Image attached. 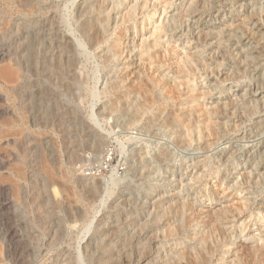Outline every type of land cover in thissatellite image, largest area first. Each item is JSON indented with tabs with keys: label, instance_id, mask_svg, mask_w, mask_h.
<instances>
[{
	"label": "rangeland",
	"instance_id": "rangeland-1",
	"mask_svg": "<svg viewBox=\"0 0 264 264\" xmlns=\"http://www.w3.org/2000/svg\"><path fill=\"white\" fill-rule=\"evenodd\" d=\"M27 1L0 0V72L19 60L25 78L14 92L0 79V264H138L143 246L162 262L197 256L209 230L207 263H264V0ZM79 5L112 18L102 45ZM55 20L82 46L78 86L35 73L30 48Z\"/></svg>",
	"mask_w": 264,
	"mask_h": 264
},
{
	"label": "bare ground",
	"instance_id": "bare-ground-1",
	"mask_svg": "<svg viewBox=\"0 0 264 264\" xmlns=\"http://www.w3.org/2000/svg\"><path fill=\"white\" fill-rule=\"evenodd\" d=\"M19 1V0H18ZM30 1V0H29ZM29 1H27L28 3H29ZM203 1V0H202ZM194 2H196V1H194ZM194 2H192L191 4H190V6H188V5H186V6H188L189 8H191L195 3ZM199 1H197V3H198ZM32 2L30 1V4H31ZM34 3V2H33ZM91 3L92 4H96V6L98 7V5L101 3V1L100 0H92L91 1ZM102 3H104L103 1H102ZM101 3V4H102ZM29 4V5H30ZM88 4V3H87ZM100 4V5H101ZM16 5V4H15ZM84 5V4H83ZM23 6V5H22ZM80 6V5H79ZM90 6V5H89ZM198 6V5H197ZM18 7V6H17ZM50 8H51V6H49ZM54 7V6H53ZM56 7V6H55ZM93 7L95 8V10H96V7L93 5ZM100 7V6H99ZM188 7H186V9L188 8ZM19 8V7H18ZM26 7H24V9H25ZM34 8V7H33ZM194 8H196V7H194ZM185 9V11H190V9L188 10H186ZM192 10H193V7L191 8ZM197 9V8H196ZM34 10H35V8H34ZM33 11V10H32ZM93 9H92V7H87V5H86V7L85 6H80L79 7V9H78V15L80 16V18H83L82 19V21L80 20L79 21V23H80V26H79V28H78V30L80 31V33H81V35H82V37L85 39V41H86V43H87V45L90 47V48H94V47H97V46H99L100 44L102 45V43H103V41L105 40V35H104V33H106V30L108 29L107 27H110V23H111V21H112V18L110 17V15H105V13H104V15L106 16V17H104L103 15V19H102V24L105 22L106 24H103L105 27L104 28H102L100 25H98V22L97 21H95V17H93ZM97 11H98V8H97ZM185 11H182V13L180 12L179 13V16L182 18V20H183V18H185V16H184V13L183 12H185ZM196 11V10H195ZM95 12V11H94ZM186 12V13H187ZM191 12V11H190ZM193 12V11H192ZM96 13V12H95ZM100 13V12H99ZM98 13V14H99ZM110 13V12H109ZM107 14V13H106ZM193 14V13H192ZM56 16V15H55ZM78 16V17H79ZM99 16V15H98ZM50 17V16H49ZM52 17H54V16H52ZM95 18V19H94ZM38 19V18H37ZM48 19H50V18H48ZM64 19V18H63ZM52 20V19H51ZM58 20V19H57ZM57 20H55L56 22H52V27L50 28V32L52 33V36H53V38L50 40V41H47L46 39H45V37H43L42 39H41V37H42V35H39L38 34V37L42 40V42H40L39 41V44L41 43V46H40V49L39 50H37L36 48H35V46H34V44H33V46H32V48H30V54H31V58H33V66H34V69H35V73H37L38 74V76H39V74L42 72L43 73V76L45 77H47V79L49 78V77H52V79H53V77L54 78H56V80H55V82H57V81H59V82H64L65 80H68V82H72V83H74V84H77V86H78V84L81 82V81H83V80H81L80 79V77H81V75L79 76V72H78V68H79V58H78V51H80V49H81V45L80 44H75V43H73L72 41H71V39L68 37V36H66V34L64 33V32H62L61 31V27L59 28L58 27V21ZM74 20V19H73ZM30 21V20H29ZM99 21V20H98ZM17 23H18V21H16ZM21 22V21H20ZM34 22V21H33ZM97 22V23H96ZM23 23V22H22ZM49 23H51V21H49ZM60 23H61V20H60ZM64 23V21L62 22V24ZM4 24H5V22H4ZM21 24V23H20ZM45 24V23H44ZM78 24V23H77ZM101 24V25H102ZM47 25V24H46ZM56 25H57V27H56ZM15 27V26H14ZM47 27V26H46ZM45 27V28H46ZM65 27H67V26H65ZM48 28V29H49ZM5 29V28H4ZM104 29H106V30H104ZM16 30H17V28H16ZM38 30V29H37ZM46 30V29H45ZM44 30V28H43V31H45ZM109 30V29H108ZM31 31V30H30ZM42 30L40 29V32H41ZM46 31H48V30H46ZM45 31V32H46ZM71 31V30H70ZM39 32V31H38ZM76 32V31H75ZM17 32L15 31V33L14 34H16ZM122 34V33H121ZM5 35V34H4ZM3 35V36H4ZM9 36H11V35H9ZM47 36H49V35H47ZM26 37V36H25ZM26 38H23V40H25ZM40 39H38V38H34V40H33V42H36V41H38V40H40ZM22 40V39H21ZM22 40V41H23ZM121 40V39H120ZM21 41V42H22ZM106 41V40H105ZM20 42V41H19ZM18 42V43H19ZM20 42V43H21ZM24 42H26V41H24ZM18 43H16L17 45H18ZM77 43H79V42H77ZM120 45V44H119ZM16 46V45H15ZM21 46V45H20ZM112 46V45H111ZM110 46V47H111ZM39 47V46H38ZM16 48H17V46H16ZM19 48V47H18ZM112 48V47H111ZM115 48V47H114ZM116 48H118V47H116ZM25 49H26V47H25ZM83 49V48H82ZM17 50H19V49H16V51ZM28 51V50H27ZM12 52V51H11ZM13 53V52H12ZM25 53H27V52H25ZM21 54V53H20ZM20 54H18V55H20ZM23 54V53H22ZM105 55V54H104ZM109 55H110V53H109ZM112 55V54H111ZM23 56H24V54H23ZM13 57V56H12ZM105 57V56H104ZM111 57V56H110ZM110 57L107 55L106 56V60H104V61H107V62H109L110 61ZM0 58H2V54H0ZM11 58V57H10ZM20 58V57H19ZM21 58L23 59V57H22V55H21ZM20 58V59H21ZM258 58V57H257ZM112 60H113V58H112ZM21 61V60H20ZM103 61V62H104ZM9 62V61H8ZM11 62V61H10ZM18 62V63H17ZM17 62L15 63L16 65H14V66H6V67H8V68H4V70H1V72H0V79H2V81H1V83L2 82H6V83H4L5 85H6V87H8L10 90H15L16 88H20L22 85H23V79H25V78H23L22 76H21V68H20V66L18 65L19 64V60H17ZM22 62H24V61H22ZM4 63V62H3ZM12 63V62H11ZM10 63V64H11ZM7 64V63H6ZM13 64H14V62H13ZM12 64V65H13ZM23 64V63H22ZM24 65V64H23ZM1 66V65H0ZM2 66H3V64H2ZM23 67V66H22ZM26 66H24V68H25ZM28 70V69H27ZM26 70V71H27ZM25 71V70H24ZM34 71V70H33ZM81 71V70H80ZM25 73V72H24ZM35 73H33V74H35ZM84 75V74H83ZM83 75H82V77H83ZM35 78V77H34ZM38 82V81H37ZM42 82V81H41ZM51 82V81H50ZM53 82V81H52ZM68 82L67 81H65V83H67L68 84ZM39 83V82H38ZM54 83V82H53ZM28 84V83H27ZM26 84V85H27ZM42 84V83H41ZM47 84V83H46ZM155 84V83H154ZM34 86L36 85V84H33ZM39 85V84H38ZM54 85H56V83L54 84ZM147 85H149V84H146V86ZM24 86V85H23ZM60 86H62L61 85V83H60ZM65 86V85H64ZM27 87V86H26ZM25 87V88H26ZM71 87V86H70ZM148 87V86H147ZM56 88V87H55ZM66 88V87H65ZM155 88V87H154ZM263 88V87H262ZM261 88V89H262ZM26 89H28V88H26ZM71 89V88H70ZM74 89V88H73ZM72 89V90H73ZM75 89H76V87H75ZM150 89V88H149ZM1 90V89H0ZM5 90V89H4ZM81 90V89H80ZM95 90V89H94ZM115 90H116V88H115ZM6 91H9V90H6ZM4 92V91H3ZM14 92V91H13ZM47 92H48V90H47ZM96 92V91H95ZM5 93V92H4ZM76 93V92H75ZM77 93H79V92H77ZM82 93V92H81ZM10 94H11V91H10ZM36 94H38V93H36ZM92 94V93H91ZM95 93H94V91H93V97L95 98V95H94ZM254 94V93H253ZM12 96H14V94L12 93L11 94ZM48 95V94H47ZM40 96V95H39ZM83 96V95H82ZM193 96V95H192ZM78 97V96H77ZM166 97V96H165ZM194 97H195V95H194ZM93 98V99H94ZM169 98V97H168ZM14 99H15V97H14ZM78 99V98H77ZM170 99V98H169ZM31 100V99H30ZM39 100V99H38ZM6 101V100H5ZM8 102V101H7ZM12 102H14V101H12ZM154 102V101H153ZM152 102V103H153ZM1 103V102H0ZM25 103V102H24ZM81 104V103H80ZM6 105H7V103H6ZM11 105H12V103H11ZM10 105V106H11ZM29 105V104H28ZM82 105V104H81ZM80 105V106H81ZM9 106V107H10ZM19 106V105H18ZM30 106H31V104H30ZM113 106H114V103H113ZM21 107H23V104L21 105ZM28 107V106H27ZM142 107V106H141ZM3 108H4V106H3ZM77 108V107H76ZM143 108V107H142ZM145 108H146V105H145ZM7 109V108H6ZM23 109H25L24 107H23ZM42 109V108H41ZM30 110V109H29ZM43 110V109H42ZM53 110H56V109H53ZM62 110V109H61ZM79 110V109H78ZM48 111V110H47ZM57 112H58V109L56 110ZM30 112V111H29ZM63 112H65V111H63ZM66 112H68V111H66ZM72 112H74V114H78L79 113V111H77L76 109H74V111H72ZM72 112H69V113H71L70 115H72L73 113ZM6 112H5V110H4V112H3V109H0V115H4ZM10 113V112H9ZM31 113V112H30ZM59 113H61V112H59ZM136 113V112H135ZM45 114H47V113H45ZM55 114V112L53 113V115ZM81 114V113H80ZM139 114V113H138ZM19 115V114H18ZM63 115V114H62ZM67 115H69V114H67ZM66 115V116H67ZM92 115V114H91ZM216 115V114H215ZM31 116V115H30ZM54 116H56V115H54ZM53 116V117H54ZM65 116V115H64ZM78 116V115H77ZM90 116V115H89ZM137 116V115H136ZM135 116V117H136ZM61 117V116H60ZM78 117H80V116H78ZM157 117V116H156ZM7 118L8 117H6V119H3V117H2V121L3 120H7ZM172 118V117H171ZM76 119V118H75ZM91 119V118H90ZM92 119H93V117H92ZM135 119V118H134ZM55 120V119H54ZM7 121H9V119L7 120ZM6 121V122H7ZM10 121H11V119H10ZM169 121V120H168ZM167 121V122H168ZM178 121H180V120H178ZM4 122V121H3ZM2 122V123H3ZM6 122H4V123H6ZM12 122V121H11ZM11 122H7L5 125L7 126V127H10V126H12L11 125ZM93 122V121H92ZM92 122H91V125H92ZM171 122V121H170ZM205 122V121H204ZM13 123V122H12ZM80 123V122H79ZM153 123V122H152ZM172 123V122H171ZM185 123V122H184ZM18 124V123H17ZM62 124V123H61ZM82 124V123H81ZM149 124V123H148ZM72 125V124H71ZM208 126H210V125H208ZM47 127V126H46ZM60 127V126H59ZM63 127V126H62ZM69 127H70V125L68 126V128L67 129H69ZM89 127V126H88ZM152 127V126H151ZM151 127H150V129H151ZM175 127V126H174ZM182 127V126H181ZM211 127V126H210ZM86 128V127H85ZM176 128V127H175ZM192 128H194V127H192ZM209 128V127H208ZM59 129V128H58ZM92 129V128H91ZM174 129V128H173ZM191 129V128H190ZM8 130V129H7ZM87 130V129H86ZM181 130V129H180ZM189 130V129H188ZM204 130V129H203ZM202 130V131H203ZM212 130H214V129H212ZM211 130V131H212ZM16 130H14V131H12L13 132V136L16 134H14V132H15ZM18 131V130H17ZM58 131V130H57ZM59 131H61V129L59 130ZM58 131V132H59ZM69 131V130H68ZM73 131V130H72ZM81 131V130H80ZM83 131V130H82ZM88 131V130H87ZM21 132V131H20ZM62 132V131H61ZM91 132H92V130H91ZM213 132V131H212ZM4 133V132H3ZM7 133H9L8 131H7ZM217 133V132H216ZM97 134V133H96ZM183 134V133H182ZM181 134V135H182ZM8 135H12L11 134V132H10V134H8ZM82 135V134H81ZM88 135V134H87ZM95 135V134H94ZM180 135V136H181ZM5 136L7 137V135L5 134ZM5 136L3 137V138H5ZM76 136V135H75ZM184 136V135H183ZM182 136V140H184L185 138ZM203 136V135H202ZM8 137H10V136H8ZM12 137V136H11ZM74 137V136H73ZM72 137V138H73ZM92 137V136H91ZM63 138V137H62ZM80 138H82V137H80ZM96 138V137H95ZM100 138H102V137H100ZM180 138V137H179ZM178 138V139H179ZM184 138V139H183ZM199 138H201V139H203L202 137H199ZM75 139V138H74ZM99 139V138H98ZM78 140V139H77ZM94 140V139H93ZM97 140V139H96ZM95 140V141H96ZM100 140V139H99ZM180 140V139H179ZM178 140V141H179ZM181 140V142H183ZM65 141V140H64ZM72 141H73V139H72ZM90 141H91V139H90ZM89 141V142H90ZM184 141H186V140H184ZM10 142V141H9ZM70 142H71V140H70ZM85 142V141H84ZM97 142V141H96ZM93 143V142H92ZM95 143V142H94ZM183 143H185V142H183ZM1 144H3V143H1ZM66 144H67V142H66ZM177 144L178 145H180L178 142H177ZM176 144V145H177ZM98 145H100V144H98ZM181 145H184V144H181ZM180 145V146H181ZM188 145V144H187ZM185 146V145H184ZM74 147V146H73ZM78 147V146H77ZM99 147V146H98ZM74 149V148H73ZM91 149H93V146H92V148ZM96 149V148H95ZM183 149V148H182ZM186 149V148H185ZM8 150V149H7ZM6 150V151H7ZM94 150V149H93ZM5 151V150H4ZM9 151V150H8ZM97 151V150H96ZM1 152V151H0ZM29 153V152H28ZM97 153V152H96ZM31 155V154H30ZM2 157V156H1ZM11 158V157H10ZM26 158V157H25ZM170 158V157H169ZM160 160V159H159ZM163 161H164V159H163ZM19 170V169H18ZM82 170V169H81ZM17 172H19V171H17ZM78 172V171H77ZM15 173V172H14ZM19 173H21V172H19ZM13 174V173H12ZM20 176V175H19ZM245 176V175H244ZM5 178V177H4ZM18 178V177H17ZM20 178V177H19ZM9 180V179H8ZM77 180H79V179H77ZM90 181V179L89 178H86V177H83L82 178V182H84L83 183V188H85V186H92V184H93V181H92V183H91V181ZM95 184V183H94ZM16 185V184H15ZM14 185V186H15ZM96 185V184H95ZM94 185V187H96ZM81 186V185H80ZM19 187V186H18ZM98 187V186H97ZM99 187H100V185H99ZM98 187V188H99ZM11 188V187H10ZM88 188V187H87ZM14 189V188H13ZM96 189V188H95ZM94 189V190H95ZM100 189V188H99ZM86 190H88V189H86ZM93 190V189H92ZM92 190H89V191H92ZM97 190V189H96ZM95 190V191H96ZM94 191V192H95ZM93 192V193H94ZM82 193V192H81ZM90 193V192H89ZM84 194V193H83ZM92 195V194H91ZM96 195V194H95ZM82 196V195H81ZM84 196V195H83ZM82 196V197H83ZM80 198V197H79ZM88 198V197H87ZM130 198V197H129ZM161 198V197H160ZM90 199V198H89ZM92 199V198H91ZM93 201H94V199H93ZM125 201V200H124ZM138 201V200H137ZM165 201V200H164ZM168 201H169V199H168ZM78 202V201H77ZM82 202V201H81ZM126 202V201H125ZM91 203V202H90ZM132 203V202H131ZM172 203V202H171ZM116 204H118V203H116ZM122 204V203H121ZM129 204V203H128ZM180 204V203H179ZM189 204H191V203H189ZM137 205V204H136ZM139 205V204H138ZM176 205V204H175ZM184 204H182V206H183ZM193 205V204H192ZM159 206V205H158ZM177 206V205H176ZM189 206V205H188ZM194 206V205H193ZM192 206V207H193ZM140 207V206H139ZM146 207V206H145ZM168 207V206H167ZM179 207V206H178ZM178 207H176V209L178 208ZM185 207V206H184ZM157 208V207H156ZM183 207H180V209H181V211L183 212L185 209H182ZM114 209H116V208H114ZM134 209V208H133ZM132 209V210H133ZM158 209H159V207H158ZM164 209V208H163ZM162 209V210H163ZM190 209H191V206H190ZM154 210H156V209H154ZM160 210V209H159ZM161 210V211H162ZM170 212H169V214H174V212H178V211H174L173 210V208H169L168 209ZM167 210V211H168ZM194 210V209H193ZM123 211V210H122ZM165 211V210H164ZM190 211V210H189ZM189 211L188 210H185V215H186V213H189ZM195 211H196V209H195ZM198 211V210H197ZM80 212V211H79ZM127 212V211H126ZM132 212V211H131ZM121 213V212H120ZM119 213V214H120ZM167 213L168 212H166V213H164V215L166 216L167 215ZM212 213H214V212H212ZM73 214V213H72ZM83 214V213H82ZM149 214H150V212H149ZM155 215H156V213H154ZM168 214V215H169ZM176 214V213H175ZM191 214H193V213H191ZM216 214V213H215ZM218 214V213H217ZM122 215V214H121ZM135 215V214H134ZM182 215V214H181ZM184 215V214H183ZM183 215L181 216V217H183ZM201 215H202V213H201ZM200 215V216H201ZM207 215V214H206ZM120 216V215H119ZM129 216V215H128ZM143 216V215H142ZM175 216V215H174ZM199 216V217H200ZM208 216V215H207ZM207 216H205L206 218H208ZM216 216V215H215ZM215 216H213L212 215V217H215ZM127 217V216H126ZM131 217V216H130ZM154 217H156L157 218V215L156 216H154ZM161 217V216H160ZM162 217H164L163 215H162ZM198 217V218H199ZM202 217V216H201ZM209 217H211V216H209ZM217 218H218V216H216ZM124 218V217H123ZM139 218V217H138ZM174 218V217H173ZM179 218V217H178ZM184 218H186V217H184ZM194 218V217H193ZM205 218V219H206ZM154 219V218H153ZM158 219H161V218H158ZM165 219V218H164ZM190 219V218H189ZM188 219V217H187V220H189ZM192 219V218H191ZM190 219V220H191ZM211 219V218H210ZM214 219V218H213ZM116 220V219H115ZM132 220V219H131ZM150 220V219H149ZM183 220H185V219H183ZM182 220V221H183ZM207 220H209V219H207ZM215 221H216V218L214 219ZM213 220V221H214ZM218 220V219H217ZM220 220V219H219ZM219 220L217 221V222H219ZM223 220V219H222ZM134 221V220H133ZM143 221V220H142ZM159 221H161V220H159ZM181 221V219H180V222H182ZM194 221H196V220H194ZM193 221V222H194ZM103 222V221H102ZM118 222V221H117ZM123 222V221H122ZM125 222V221H124ZM145 222H147V221H145ZM171 222V221H170ZM184 222V221H183ZM182 222V223H183ZM188 222V221H187ZM190 223H191V221H189ZM217 222H215L216 224H217ZM109 223V222H108ZM142 223V225H147V223H145V224H143L144 223V221L143 222H141ZM153 223V222H152ZM154 223H156L157 224V221H155ZM208 223V222H207ZM206 223V224H207ZM88 224H91L92 225V222H90V223H88ZM99 224V223H98ZM150 224V223H149ZM173 224V223H172ZM91 225H86V227L87 226H89V228L91 227ZM106 225V224H105ZM104 225V226H105ZM115 225V224H114ZM117 225V224H116ZM138 225V224H137ZM151 225V224H150ZM174 225V224H173ZM175 225H176V223H175ZM179 225V224H178ZM177 225V226H178ZM191 225V224H190ZM210 225V224H209ZM96 226V225H95ZM122 226V225H121ZM171 225H169L168 227H169V229L170 228H172V227H170ZM183 226V225H182ZM182 226H181V228H182ZM188 226V225H187ZM212 226H213V224H212ZM211 226V229H214L213 227ZM217 226V225H216ZM86 227H84V228H86ZM149 227V226H148ZM167 227V226H166ZM165 227V228H166ZM174 227V226H173ZM176 227V226H175ZM186 227V226H185ZM210 227V226H209ZM215 227V226H214ZM221 227V226H220ZM92 228V227H91ZM106 228V227H105ZM117 228V227H116ZM118 228H119V226H118ZM121 228V227H120ZM119 228V229H120ZM137 228V227H136ZM138 228H139V226H138ZM216 228V227H215ZM118 229V230H119ZM135 229V228H134ZM144 229V228H143ZM167 229V228H166ZM167 230V231H169V233H170V230ZM175 228H173V230H174ZM176 229H178V227H176ZM175 229V230H176ZM183 229V228H182ZM223 229V228H222ZM87 231H88V228L86 229ZM138 230V229H137ZM164 230V229H163ZM162 230V231H163ZM174 230V231H175ZM178 230H180V229H178ZM134 231V230H133ZM143 231V230H142ZM174 231H172L171 233H173ZM207 231V230H206ZM216 231H217V229H216ZM215 231V232H216ZM219 232H220V230H218ZM217 231V232H218ZM114 233H115V230L113 231ZM118 232V231H117ZM128 232V231H127ZM141 232V231H140ZM155 232V231H154ZM166 232V231H165ZM178 232V231H177ZM187 232V231H186ZM214 232V233H215ZM111 233V232H110ZM120 233V232H119ZM133 233V232H132ZM148 233V232H147ZM153 233V232H152ZM162 233V232H161ZM181 233H182V231H181ZM205 233V232H204ZM211 233H213V231L211 232ZM113 234V233H112ZM122 234V233H121ZM120 234V235H121ZM130 234V233H129ZM136 234V233H135ZM138 234V233H137ZM156 234V233H155ZM154 234V235H155ZM168 234V233H167ZM175 234H177V233H175ZM202 234V233H201ZM207 234H209L210 235V230L207 232ZM206 234V236H204V235H202V236H204V238L206 237V238H209L208 236L209 235H207ZM116 235V234H115ZM123 235V234H122ZM131 236H132V234H130ZM158 235V234H157ZM157 235H156V237H157ZM166 235V234H165ZM180 235V234H179ZM114 236V235H113ZM131 236H129V238L131 237ZM150 236V235H149ZM162 236V235H161ZM163 236H164V234H163ZM171 236H172V234H171ZM212 236V235H211ZM210 236V237H211ZM119 237V236H118ZM126 237H127V235H126ZM153 237V236H152ZM159 237V236H158ZM173 237H174V234H173ZM176 237V236H175ZM129 238H128V240H129ZM134 238V237H133ZM133 238H131L132 240H133ZM168 238V237H167ZM201 238V237H200ZM204 239L203 240V238L202 239H200V240H198V238H196L198 241H201L202 240V243H200L199 245H200V247H199V245H198V247L197 248H195V245H194V247H193V249H195V251H197V256H194L188 249L187 250H182V251H180L178 254H176L177 255V257L176 258H174L172 255H170L169 257H167V258H165L162 262L160 261V259H158V260H156V258H157V256H155L154 254H152L151 253V251L149 250V251H147V246L145 247V246H143L144 248H141V249H144V251L145 252H143V251H140L139 253L137 252H135V259L137 260V262H138V264H149L150 262H152L153 260H155L156 262H160V263H158V264H182L183 262H188L189 260H191V258H194L193 259V261L196 259V260H198V262L200 261H202L203 262V264H210V263H207V259H208V257H206L207 255V251L208 250H210L209 249V246L210 245H208L207 244V239ZM229 238V237H228ZM126 239V238H125ZM137 239V238H136ZM152 239V238H151ZM150 239V240H151ZM162 239V238H161ZM210 239V238H209ZM208 239V240H209ZM127 240V241H128ZM148 240V239H147ZM231 241V240H230ZM131 240H130V244H131ZM139 242H140V240H135L134 239V243L137 245V244H139ZM210 242V241H209ZM96 243V242H95ZM98 243V242H97ZM125 243H126V241H125ZM133 243V244H134ZM148 243H149V241H148ZM106 244V243H105ZM124 244V243H123ZM128 244V243H127ZM125 245V246H130V245ZM88 245H90V244H88ZM87 245V246H88ZM109 245V244H108ZM135 245V246H136ZM144 245V244H143ZM154 245V244H153ZM202 245V246H201ZM232 245H234L233 243H232ZM91 246V245H90ZM110 246V245H109ZM134 246V245H133ZM139 246H141V245H139ZM157 246V245H156ZM92 247V246H91ZM95 247H97V244H96V246ZM149 247V246H148ZM152 247V246H151ZM242 247V246H241ZM247 247V246H246ZM245 247V248H246ZM90 248V247H89ZM156 248V247H155ZM154 248V249H155ZM163 248V247H162ZM243 248V247H242ZM260 248V247H259ZM258 248V249H259ZM92 249V248H91ZM103 249H105V247L103 248ZM126 249V248H125ZM124 249V250H125ZM135 249V248H134ZM178 249V248H177ZM176 249V250H177ZM213 249V248H212ZM256 249V248H255ZM261 249V248H260ZM88 250V249H87ZM107 250V249H106ZM138 250H140V249H138ZM214 250V249H213ZM248 250V249H247ZM246 250V251H247ZM101 251V250H100ZM108 251V250H107ZM211 251V250H210ZM261 251V250H260ZM259 251V252H260ZM96 252V251H95ZM124 252V251H123ZM163 252V251H162ZM258 252V253H259ZM263 252V251H262ZM122 253V252H121ZM131 253V252H130ZM129 253V254H130ZM160 253V252H159ZM254 253V252H253ZM261 253V252H260ZM128 254V255H129ZM133 254V253H132ZM165 254V253H164ZM163 254V255H164ZM244 254V253H243ZM252 254V253H251ZM112 255H113V253H112ZM121 255V254H120ZM123 255V254H122ZM126 255H127V253H126ZM126 255L124 256V257H126ZM157 255V254H156ZM259 255V254H258ZM89 256H90V254H89ZM262 256H263V254H262ZM254 257H255V255H254ZM110 258V257H109ZM127 259H128V256L126 257ZM125 258V259H126ZM129 258H131V260H133L134 258H132V257H129ZM264 258V257H263ZM98 259V258H97ZM134 259V260H135ZM98 260H100V259H98ZM103 260V259H102ZM117 261V259H114V261ZM129 260V259H128ZM127 260V261H128ZM195 260V261H196ZM255 260H256V258H255ZM259 260V259H258ZM104 261V260H103ZM107 261L109 262V261H112V259L111 260H108L107 259ZM118 261H119V259H118ZM125 261V260H124ZM126 261V262H127ZM199 262V263H200ZM201 262V263H202ZM222 262V261H221ZM224 262V261H223ZM103 263H105V262H103ZM107 263V262H106ZM112 263V262H111ZM125 263V262H124ZM123 262H122V264H124ZM153 263V262H152ZM198 263V264H199ZM214 263V262H213ZM259 263V262H258ZM108 264V263H107ZM186 264V263H185ZM190 264V263H189ZM192 264V263H191ZM195 264V263H194ZM224 264V263H223ZM261 264H264V263H261Z\"/></svg>",
	"mask_w": 264,
	"mask_h": 264
}]
</instances>
